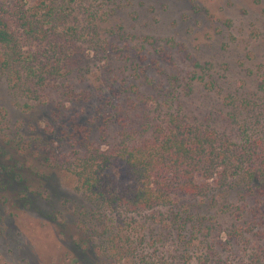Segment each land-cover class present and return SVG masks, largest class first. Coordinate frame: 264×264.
<instances>
[{"label":"rangeland","instance_id":"rangeland-1","mask_svg":"<svg viewBox=\"0 0 264 264\" xmlns=\"http://www.w3.org/2000/svg\"><path fill=\"white\" fill-rule=\"evenodd\" d=\"M73 4L74 15L84 24L88 15L96 17L100 33L121 47L125 44L126 50L114 53L110 63L103 64L85 49L79 57H84L86 70L60 78L59 93L49 88L44 104L16 98L0 82V110L6 114L2 136L11 140L0 150V264H106L91 243L84 250L77 245L75 212L85 201L73 178L62 169L63 161L77 147L59 139L61 126L69 125L72 117L82 113L88 121L98 114L91 102H60L65 86L73 87L77 95L89 94L111 84L120 88L127 79L130 92L115 96L131 113L129 125H140L158 121L171 111L160 109L153 97L162 101L157 83L176 75L180 82L172 111L234 142L240 141L242 116L236 117L237 123L231 121L236 106L229 105L227 98L264 102V0H75ZM197 63L206 68L196 69ZM195 74L212 84L190 80ZM143 98L148 100L136 106L134 102ZM92 121V142L113 153L123 124L110 122L103 141L101 128L106 124L102 119ZM51 123L61 125L57 134L51 135ZM40 136L54 141L50 147L57 160L50 165L47 154L39 158L31 148L24 149L28 141ZM113 172L123 179L124 164L115 161ZM220 195L211 204L187 198L178 204L191 205L209 218L210 229L190 246L192 264H248L250 254L264 250V224L254 228L251 215H232L239 202L236 193L230 199ZM206 206L211 207L208 212ZM150 216V212L138 215L135 228L153 239L164 229ZM235 226L251 230L250 242L230 239ZM142 248L154 257L175 259L181 251L170 238Z\"/></svg>","mask_w":264,"mask_h":264},{"label":"trees","instance_id":"trees-1","mask_svg":"<svg viewBox=\"0 0 264 264\" xmlns=\"http://www.w3.org/2000/svg\"><path fill=\"white\" fill-rule=\"evenodd\" d=\"M74 2L0 0V82L7 84L14 97L44 104L49 88L59 93L60 78L86 70L84 57H79L85 49L103 64H109L114 53L126 50L125 44L121 47L100 33L96 17L88 15L84 24L75 16ZM82 44L88 47L82 49ZM195 68L206 67L197 63ZM190 80L206 81L205 76L198 74ZM179 82L178 76L169 75L157 83L163 100L153 98L160 109L167 107L171 111L158 121L140 125H129L131 113L115 96L130 92L127 79L120 88L111 84L77 95L73 87L65 86L66 92L60 93V102H91L98 114L88 121L83 120L82 113L72 117L69 125H60L63 130L59 131V139L77 147L62 165L85 201L75 212L77 245L84 250L91 243L106 264H192L190 246L210 228L206 225L208 216L191 205H178L186 198L211 204L222 197L221 193L227 199L236 193L239 202L232 215H251L254 228L264 224V102L227 98L229 105L236 106L237 114L231 115V121L237 123L236 117L242 116L238 126L240 141L234 142L172 111ZM208 84L212 83L207 80ZM146 100L137 99L134 103L137 106ZM100 119L106 124L101 128L103 141L107 139L110 122L117 120L123 124L113 153L92 142V120ZM3 123L6 124V114L0 110V150L11 143L2 136ZM48 126L51 135L60 128L55 123ZM48 139H32L24 149L31 148L39 158L47 154L50 165L57 159L50 147L54 141ZM115 161L124 164L123 179L113 172ZM210 208L206 206V212ZM147 212L165 230L157 238L136 231L137 216ZM250 232L235 226L228 236L241 243L250 242ZM169 238L174 239L178 250L181 248L176 259L168 255L154 257L142 248L144 244L154 245ZM248 264H264V250L250 254Z\"/></svg>","mask_w":264,"mask_h":264}]
</instances>
